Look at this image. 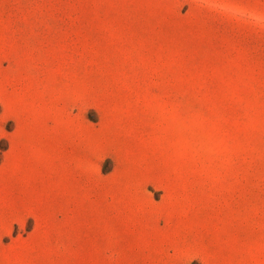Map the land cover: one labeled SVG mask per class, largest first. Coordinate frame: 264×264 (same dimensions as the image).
<instances>
[{
  "label": "rangeland",
  "instance_id": "374dc122",
  "mask_svg": "<svg viewBox=\"0 0 264 264\" xmlns=\"http://www.w3.org/2000/svg\"><path fill=\"white\" fill-rule=\"evenodd\" d=\"M0 264H264V0H0Z\"/></svg>",
  "mask_w": 264,
  "mask_h": 264
}]
</instances>
